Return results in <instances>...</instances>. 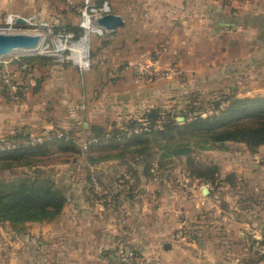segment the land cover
Here are the masks:
<instances>
[{"label":"rangeland","instance_id":"obj_1","mask_svg":"<svg viewBox=\"0 0 264 264\" xmlns=\"http://www.w3.org/2000/svg\"><path fill=\"white\" fill-rule=\"evenodd\" d=\"M91 1L85 0L73 8L72 15L78 25H73L68 17L33 16L25 23L13 25L5 22L6 17L0 19V30L39 32L43 36L37 48L16 49L0 56V70L5 64L3 60L15 68L19 60L29 59L33 61L34 74V84L18 92L16 98L11 97L10 86L0 80V149L41 143L62 134L76 145L75 148L73 144L51 141L37 152H22L14 159L0 156V194L5 201L11 195L22 198V191L31 185H50L64 198L59 212L52 218L24 219L14 225L0 220L3 228L0 264H73L61 263L60 255L65 251L54 246L63 240L65 230L69 232L67 242L75 245L82 240L75 233V227L86 219L75 212L90 210L93 201L106 204L107 195L112 198L125 185H129V194H138L139 184L145 180H184L208 168L217 170L213 184L221 185L223 178L219 176L217 162L219 157L227 156L222 151L224 142L211 140L201 131H190L184 124L198 115L218 114L232 102L245 105L264 101V73H260L259 78L246 73L238 75L240 89L236 91L221 86L204 88L201 82L194 80V75H183L177 66L158 79H138L124 66L126 59H109L91 48V37L97 36L93 31H89L87 37L88 65L77 64L71 58V44L85 32L79 23L83 19V7H89ZM108 4L111 6L110 2ZM113 67L123 71L110 78L108 71ZM243 71L246 72V66ZM220 78L215 76L212 85L221 80L226 84V80L223 82V77ZM227 145L231 149L242 147L236 143ZM263 148L251 162L257 160L264 164ZM145 165L149 167L147 173ZM252 167L249 164V168ZM260 169L263 172L250 174V179L234 170L222 173L223 176L233 174L225 194L234 197L241 189L243 196L250 194L262 199L264 165ZM245 179L250 182L246 183ZM236 182L240 188L236 187ZM153 189L158 193L157 188ZM37 206L21 212V218L30 214L37 216L41 211ZM55 209L50 206L47 213ZM99 220L107 222L106 216ZM257 221L264 223V213ZM243 236L242 240L236 237L228 240L230 245L220 252L222 264H264V244H257L248 232ZM111 238L101 235L97 264H123L125 245L133 246L137 258L145 260L132 243L120 237L113 241Z\"/></svg>","mask_w":264,"mask_h":264},{"label":"crops","instance_id":"obj_2","mask_svg":"<svg viewBox=\"0 0 264 264\" xmlns=\"http://www.w3.org/2000/svg\"><path fill=\"white\" fill-rule=\"evenodd\" d=\"M84 1L0 0V19L7 13L28 18L68 17L73 25H78L72 15L73 8ZM101 1L105 0H92L90 4ZM106 1L110 2L111 12L123 17L124 24L91 37V48L100 51L101 56L130 62L137 59L142 50L165 44L157 60L160 68L168 59H173L183 75H194V80L201 82L204 88L221 86L232 91L240 89L238 75L246 73L259 78L260 73H264V0ZM245 66L246 72L243 71ZM215 76L223 77L226 84L221 80L212 85ZM223 142L224 150H221L227 156L219 157L217 162L219 176L223 178L221 185L193 174L184 180H145L139 184L138 194H129V185L124 183L125 187L120 188L118 194L112 198L107 195L106 204L93 201L90 210L75 212L86 219L75 227V233L83 241L75 245L67 242L69 232L65 230L63 240L54 246L65 251L58 260L97 264L101 255L100 237L109 235L112 241L120 237L135 245L151 264H222L220 252L230 245L229 239L242 240L245 232L260 239L264 223L257 219L264 213V195L262 199L250 194L243 196L241 189L234 197L225 194L229 181L225 179L227 173L223 174L234 170L250 179V174L263 172L260 167L264 164L250 159L256 158L264 146L252 151L242 141ZM232 143L242 147L228 148L227 144ZM249 164L253 167L249 168ZM203 186L208 187L207 194L203 193ZM245 186L257 188L251 184ZM236 187L240 188L237 182ZM153 188H157L158 193ZM105 216L106 224L99 220ZM168 243L170 246L165 247Z\"/></svg>","mask_w":264,"mask_h":264},{"label":"trees","instance_id":"obj_3","mask_svg":"<svg viewBox=\"0 0 264 264\" xmlns=\"http://www.w3.org/2000/svg\"><path fill=\"white\" fill-rule=\"evenodd\" d=\"M32 64L33 61L29 59H23ZM184 126L190 131L204 132L205 136L214 141H242L246 146L254 151L259 146H264V101H260L252 104L236 105L233 102L227 104L222 108L218 114L202 117L198 115L194 120L187 122ZM150 129V128H149ZM53 139H47L41 143L32 145H19L13 148L0 149V156L8 158H17L22 152H37L48 145L51 141L62 142L67 144H73L76 148L74 141L68 139L64 134L54 135ZM193 160L191 159V163ZM149 169L148 165H145L144 172L147 173ZM134 176L138 179V174L133 168ZM217 170H204L201 173L194 174L198 177L213 182L216 175H213ZM144 173V174H145ZM218 173V172H217ZM233 174L228 173L225 179L231 180ZM35 181H32L34 183ZM34 186H38L35 185ZM50 185H39L38 187L25 188L22 198L20 196L11 195L9 199L4 200V195L0 194V220H8L11 224L20 222L22 220H35L52 218L54 213H58L64 198L59 196ZM38 205V206H37ZM33 206H37L41 211L38 215H27L21 218L20 214L27 209H33ZM55 206L56 209L50 213H47L48 207ZM17 208L19 211L14 212L13 209ZM38 209V210H39ZM258 244H264V232L262 237L258 240H254ZM263 256V255H262Z\"/></svg>","mask_w":264,"mask_h":264},{"label":"built area","instance_id":"obj_4","mask_svg":"<svg viewBox=\"0 0 264 264\" xmlns=\"http://www.w3.org/2000/svg\"><path fill=\"white\" fill-rule=\"evenodd\" d=\"M67 1V0H64ZM110 11L108 2L105 0L100 5L84 6L82 9L83 19L79 23L80 26L85 28V31H93L97 35H103L106 31L103 27L96 25L93 17L97 14H102ZM14 13H7L5 22L9 25H13L15 22ZM87 17L89 21V27L83 24L84 18ZM31 17H29L30 19ZM87 32V33H88ZM166 45L162 44L160 47L153 49L142 50L139 57L133 61L126 62V66L138 79L153 80L162 77L163 74H169L175 70V64L173 59H169L167 65L160 68L157 65L158 57L161 50H165ZM5 63L0 70V80L4 85L10 86L11 97L16 98L18 92L25 91L28 86L34 84L33 65L25 60H19L15 68H11L7 63V60H3ZM123 71L122 68L113 67L108 71L110 78H115ZM146 128V127H145ZM149 129V128H147ZM1 148V147H0ZM188 235V233H187ZM189 236V235H188ZM123 264H151L148 260H142L137 258L136 250L133 246L125 245L122 254Z\"/></svg>","mask_w":264,"mask_h":264},{"label":"water","instance_id":"obj_5","mask_svg":"<svg viewBox=\"0 0 264 264\" xmlns=\"http://www.w3.org/2000/svg\"><path fill=\"white\" fill-rule=\"evenodd\" d=\"M28 20V17L22 15L15 17V22L17 23H25ZM93 20L96 25L103 27L106 32H111L124 24L123 17L111 11L97 14L93 17ZM42 40L43 36L39 32L0 30V56L6 55L16 49L37 48L42 43ZM221 142L223 143V141ZM202 191L204 194H207L209 189L207 186H203ZM169 246V243L165 245V247Z\"/></svg>","mask_w":264,"mask_h":264},{"label":"bare ground","instance_id":"obj_6","mask_svg":"<svg viewBox=\"0 0 264 264\" xmlns=\"http://www.w3.org/2000/svg\"><path fill=\"white\" fill-rule=\"evenodd\" d=\"M86 20L85 26L89 27V21L87 17L84 18ZM84 22V21H83ZM88 31L86 33L84 32L83 35L76 41H74L71 44V49H72V54L71 58L76 62L77 64L81 66H87L88 65V60H87V55H88V42H87V37H88ZM63 48V46H61Z\"/></svg>","mask_w":264,"mask_h":264}]
</instances>
